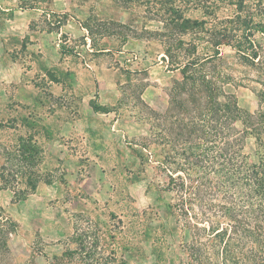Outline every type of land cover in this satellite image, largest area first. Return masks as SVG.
<instances>
[{"label":"rangeland","instance_id":"rangeland-1","mask_svg":"<svg viewBox=\"0 0 264 264\" xmlns=\"http://www.w3.org/2000/svg\"><path fill=\"white\" fill-rule=\"evenodd\" d=\"M190 1L174 4L207 24L184 35L166 27L167 0H0V181L8 182L0 206L20 225L14 264H250L188 258L191 236L166 207L176 200L171 179L136 151L179 146L168 135L182 121L166 110L182 74L166 53L183 60L193 45L211 56L208 30L235 13L227 1L219 9L216 0ZM258 4L251 11L263 14ZM221 55V72L241 82L225 92L256 112V71L230 46Z\"/></svg>","mask_w":264,"mask_h":264},{"label":"trees","instance_id":"trees-1","mask_svg":"<svg viewBox=\"0 0 264 264\" xmlns=\"http://www.w3.org/2000/svg\"><path fill=\"white\" fill-rule=\"evenodd\" d=\"M188 1L167 0L165 13L171 18L166 27L184 35L203 32L205 20L184 17L174 4ZM226 1L235 6V13L208 30L211 56H199L196 46L190 45L183 60H175L171 52L166 53L168 60L163 58L172 71L182 74L168 89L166 110L167 119L182 121L179 130L172 128L168 135L169 142L179 146L163 149L164 155L153 150L146 155L144 150H151L152 144L136 151L147 162L154 159L171 179L176 200L166 207L178 218L175 227L191 236L185 246L188 258H249L250 264H260L258 258H264V44L257 36L264 40V13L251 11L253 0H216L218 9ZM261 6L264 10L263 0L258 9ZM223 46L233 48L240 63L257 73L253 81L258 85L259 108L254 113L240 108L236 96L224 90L227 84L241 82L221 72ZM251 139L253 146L247 150ZM177 149L178 159L172 155ZM7 184L0 181V191L8 189ZM19 232L18 222L0 206V264H14L8 258L10 241ZM89 238L84 235L79 240V251ZM68 251L65 257L71 256ZM72 259L59 258L54 264H72ZM89 261L93 262L81 264L99 263L97 258Z\"/></svg>","mask_w":264,"mask_h":264}]
</instances>
